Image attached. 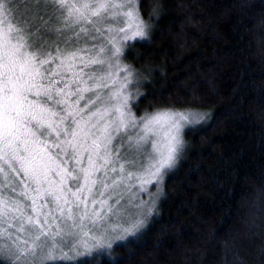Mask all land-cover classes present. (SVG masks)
I'll list each match as a JSON object with an SVG mask.
<instances>
[{"label":"snow or ice","instance_id":"1","mask_svg":"<svg viewBox=\"0 0 264 264\" xmlns=\"http://www.w3.org/2000/svg\"><path fill=\"white\" fill-rule=\"evenodd\" d=\"M139 3L0 0V264L116 260L156 213L186 127L205 121L133 111L122 59L148 38Z\"/></svg>","mask_w":264,"mask_h":264},{"label":"trees","instance_id":"2","mask_svg":"<svg viewBox=\"0 0 264 264\" xmlns=\"http://www.w3.org/2000/svg\"><path fill=\"white\" fill-rule=\"evenodd\" d=\"M135 112H206L136 237L94 264H264V0H140ZM134 45V46H133Z\"/></svg>","mask_w":264,"mask_h":264},{"label":"rangeland","instance_id":"3","mask_svg":"<svg viewBox=\"0 0 264 264\" xmlns=\"http://www.w3.org/2000/svg\"><path fill=\"white\" fill-rule=\"evenodd\" d=\"M138 7H139V5H138ZM113 27L115 28V27H118L117 25H113ZM117 38H118V34H117ZM127 48V47H126ZM126 48L124 49V53H125V50H126ZM122 64H124V65H128V64H126L125 62H124V56H123V59H122ZM134 72L135 73H137L138 75H136V76H134V81H136L138 78H139V76H140V74H139V72H137V70H134ZM123 80V75H120L119 77H118V80H117V83L119 84L120 83V81H122ZM139 86V85H138ZM138 86L136 85V83H133L132 85H129V88H130V90H131V92L134 94V96H133V102L134 103H136V95L135 94H137V93H139V91H140V88H138ZM133 111L135 112V110H134V108H133ZM195 112V111H194ZM197 112V111H196ZM201 113H206V112H201ZM194 125H196V124H193V125H189V126H194ZM188 129V128H187ZM187 129H185V130H187ZM185 132V131H184ZM170 172V171H169ZM168 172V173H169ZM167 173V174H168ZM167 174L165 175V177L167 176ZM165 177H164V180H165ZM164 180H163V183H162V193H161V195L159 196V198L163 195V193H164ZM150 191L151 192H155V188H151L150 189ZM138 197L140 198V199H143V200H149V193H147V192H141V193H138ZM159 198H158V200H157V205H158V202H159ZM151 218V217H150ZM149 218V219H150ZM149 219H148V221H149ZM148 221H147V223H148ZM142 231V230H141ZM138 234V233H137ZM129 238H133V237H129ZM124 242V241H123ZM118 243H121V242H118ZM108 252L109 250H104V253L105 252Z\"/></svg>","mask_w":264,"mask_h":264}]
</instances>
